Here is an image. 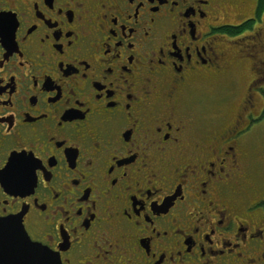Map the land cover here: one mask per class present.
<instances>
[{"label":"flooded vegetation","instance_id":"af4514ba","mask_svg":"<svg viewBox=\"0 0 264 264\" xmlns=\"http://www.w3.org/2000/svg\"><path fill=\"white\" fill-rule=\"evenodd\" d=\"M0 25V163L31 147L52 177L0 189L5 217L66 212L61 264H264L246 146L264 126V3L0 0Z\"/></svg>","mask_w":264,"mask_h":264},{"label":"snow or ice","instance_id":"6c2138e0","mask_svg":"<svg viewBox=\"0 0 264 264\" xmlns=\"http://www.w3.org/2000/svg\"><path fill=\"white\" fill-rule=\"evenodd\" d=\"M80 6L78 3L77 7ZM5 46L7 47V45ZM12 50L15 49L13 48ZM12 50H10L9 54H11ZM0 58L6 59V57ZM262 78H264V74L257 78L258 82ZM64 118L71 122L75 118V113L68 112ZM96 146L99 147V145ZM88 163L91 165V161ZM38 179L47 187V183L52 177L46 171L44 165L41 164L40 159L32 155L31 147L27 150H22L17 155H11L6 162L0 163V189L9 192L13 196L19 194L21 197H26L36 187ZM152 179H155L154 174ZM7 203L8 201L5 199L3 204L7 206ZM32 203H37L35 197H33ZM91 207L95 208V204H92ZM21 208L22 211H20L19 215H8L5 217V214L0 212V264H4L3 242L5 236H10L17 247L26 254L27 259L24 264H60L61 253L66 249H61L59 244L54 243V234L59 235L64 230L63 225L68 223L67 213L64 212L65 219L62 222H57L54 219L55 210L52 218L45 215L43 223L38 221L29 222L25 218V214L28 212L27 207L22 204ZM249 210L251 211L252 209ZM58 211L63 212V208L61 207ZM104 254L110 255V250H105ZM65 264H67L66 260Z\"/></svg>","mask_w":264,"mask_h":264},{"label":"rangeland","instance_id":"374dc122","mask_svg":"<svg viewBox=\"0 0 264 264\" xmlns=\"http://www.w3.org/2000/svg\"><path fill=\"white\" fill-rule=\"evenodd\" d=\"M250 8L249 2H247L246 9ZM248 45V41L242 42V47ZM252 52H254L252 50ZM235 79L240 81L243 86H246L250 78L247 74H244L236 70ZM242 91L239 95H241ZM216 99L213 100L211 109L230 110L231 101H227L222 106H216ZM247 161L249 164L250 179L253 180L259 189H264V126L256 130L254 140H250L247 143Z\"/></svg>","mask_w":264,"mask_h":264},{"label":"water","instance_id":"95a60500","mask_svg":"<svg viewBox=\"0 0 264 264\" xmlns=\"http://www.w3.org/2000/svg\"><path fill=\"white\" fill-rule=\"evenodd\" d=\"M27 256L15 244L10 236H5L3 242L4 264H24ZM61 264V263H60Z\"/></svg>","mask_w":264,"mask_h":264},{"label":"trees","instance_id":"16d2710c","mask_svg":"<svg viewBox=\"0 0 264 264\" xmlns=\"http://www.w3.org/2000/svg\"><path fill=\"white\" fill-rule=\"evenodd\" d=\"M263 3H264V0H260V5L263 4ZM231 33L233 34V33H236V32L232 31Z\"/></svg>","mask_w":264,"mask_h":264}]
</instances>
